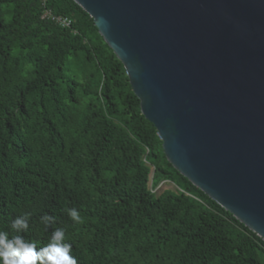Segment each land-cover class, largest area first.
Masks as SVG:
<instances>
[{
	"label": "trees",
	"instance_id": "16d2710c",
	"mask_svg": "<svg viewBox=\"0 0 264 264\" xmlns=\"http://www.w3.org/2000/svg\"><path fill=\"white\" fill-rule=\"evenodd\" d=\"M164 181L176 189L156 194ZM25 213L38 246L66 228L77 264H264V240L168 161L75 0H0V229Z\"/></svg>",
	"mask_w": 264,
	"mask_h": 264
},
{
	"label": "water",
	"instance_id": "95a60500",
	"mask_svg": "<svg viewBox=\"0 0 264 264\" xmlns=\"http://www.w3.org/2000/svg\"><path fill=\"white\" fill-rule=\"evenodd\" d=\"M168 161L264 240V0H75Z\"/></svg>",
	"mask_w": 264,
	"mask_h": 264
},
{
	"label": "clouds",
	"instance_id": "9594fccd",
	"mask_svg": "<svg viewBox=\"0 0 264 264\" xmlns=\"http://www.w3.org/2000/svg\"><path fill=\"white\" fill-rule=\"evenodd\" d=\"M67 215L74 224L82 223L76 208L67 209ZM39 223L47 230L55 223V217L45 213ZM30 228V214L10 218L5 229H0V264H77L72 255V245L66 243V228H56L43 246L27 239Z\"/></svg>",
	"mask_w": 264,
	"mask_h": 264
},
{
	"label": "built area",
	"instance_id": "2783aa9c",
	"mask_svg": "<svg viewBox=\"0 0 264 264\" xmlns=\"http://www.w3.org/2000/svg\"><path fill=\"white\" fill-rule=\"evenodd\" d=\"M43 4L46 5L47 0H42ZM44 17L54 21L55 23L59 24L62 27L71 28V19L63 16V15H56L50 9L45 8L44 10Z\"/></svg>",
	"mask_w": 264,
	"mask_h": 264
},
{
	"label": "rangeland",
	"instance_id": "374dc122",
	"mask_svg": "<svg viewBox=\"0 0 264 264\" xmlns=\"http://www.w3.org/2000/svg\"><path fill=\"white\" fill-rule=\"evenodd\" d=\"M6 18L9 19V16H6ZM151 185H152V183L150 182V186ZM167 189L175 190L176 189V186L172 182L164 181V182L160 183L158 186H156L153 189V191L156 194H161L162 192H164Z\"/></svg>",
	"mask_w": 264,
	"mask_h": 264
}]
</instances>
